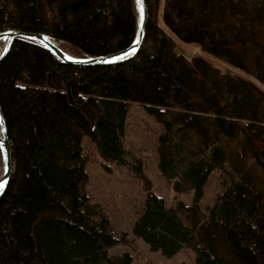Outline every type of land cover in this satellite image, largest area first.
Masks as SVG:
<instances>
[{
	"label": "trees",
	"instance_id": "obj_1",
	"mask_svg": "<svg viewBox=\"0 0 264 264\" xmlns=\"http://www.w3.org/2000/svg\"><path fill=\"white\" fill-rule=\"evenodd\" d=\"M146 2L144 44L125 62L67 63L24 39L0 59L14 163L0 194V264H136L128 252L108 254L129 234L169 257L191 249L194 261L183 264H264V95L175 52L196 46L264 84V0ZM7 28L46 32L76 56L106 54L133 41L136 3L0 0V30ZM135 103L157 120L136 141L150 145L163 185L192 192V203H166L143 160L128 158ZM84 136L104 160L128 169L97 181L96 201ZM215 170L221 190L203 210Z\"/></svg>",
	"mask_w": 264,
	"mask_h": 264
},
{
	"label": "rangeland",
	"instance_id": "obj_2",
	"mask_svg": "<svg viewBox=\"0 0 264 264\" xmlns=\"http://www.w3.org/2000/svg\"><path fill=\"white\" fill-rule=\"evenodd\" d=\"M60 43L63 49L69 52V46L65 47L63 45V42L60 41ZM175 52L183 55L189 61H192L194 58H203L213 66L221 69L222 72L233 74L249 81L260 93L264 95V84L262 82H260L256 78H250V76L242 71L234 70L226 65L224 66L211 59H207L203 56L204 54L201 53L196 46H178L175 48ZM128 116V129L129 131L132 130L127 137V148L130 153L128 158L133 159L134 157H140L143 160L146 165L147 172L153 181L154 191L161 195L165 199L166 203L170 205H175L180 202L192 203V192H176L170 187H165L163 185L165 184L164 181H161L159 173L153 168V165L151 163L150 145L145 141H136L135 133L146 127V124L156 125V118L148 116V114L144 110V107L141 105H134L131 108ZM83 144L87 155L86 166L92 177L89 185V190L90 192H93V187L95 188V191L93 192V194H91V197L96 201L98 200V195L101 194V191L96 189L97 181H99L101 184H105L109 183L111 181V178L125 177L128 169H121L117 166L116 163L104 160L99 154L95 142L89 136L83 137ZM3 171L4 164L2 155L0 153V176L3 174ZM219 173L220 171L215 170L209 178V181L205 188L204 196L199 202L203 210H205L210 204L213 195L221 190V184L217 180V176L219 175ZM108 201H112V194L110 192H108V197H106V201H103L102 204L106 207L107 204H109ZM129 237V242L118 243L109 247L108 254L116 255L128 252L132 255L133 260L136 264H183L184 262L194 261V252L189 248H184L176 255L169 257L164 255L160 250H152L149 244L143 239L133 237L131 234H129Z\"/></svg>",
	"mask_w": 264,
	"mask_h": 264
},
{
	"label": "water",
	"instance_id": "obj_3",
	"mask_svg": "<svg viewBox=\"0 0 264 264\" xmlns=\"http://www.w3.org/2000/svg\"><path fill=\"white\" fill-rule=\"evenodd\" d=\"M135 3L137 12L136 35L133 41L128 46L120 50L95 56L80 57L67 52L63 49V47L57 46L55 44V41L58 39L46 32L7 28L0 30V42H6L4 50L0 52V59L12 50L15 42L18 39H24L49 48L59 59L67 63L93 66L125 62L133 58L141 50L146 38V27L149 20V10L147 2L146 0H135ZM0 125L2 133V137L0 138V152L4 164V171L0 176V185H2V187H0L1 194L8 185L14 167L12 142L1 108Z\"/></svg>",
	"mask_w": 264,
	"mask_h": 264
},
{
	"label": "bare ground",
	"instance_id": "obj_4",
	"mask_svg": "<svg viewBox=\"0 0 264 264\" xmlns=\"http://www.w3.org/2000/svg\"><path fill=\"white\" fill-rule=\"evenodd\" d=\"M55 44H56L57 46L62 47V45H61V43H60V40H56V41H55ZM5 46H6V42H4V43H1V42H0V52H2V51L4 50ZM7 47H8V45H7ZM1 137H2V133H1V125H0V138H1Z\"/></svg>",
	"mask_w": 264,
	"mask_h": 264
},
{
	"label": "snow or ice",
	"instance_id": "obj_5",
	"mask_svg": "<svg viewBox=\"0 0 264 264\" xmlns=\"http://www.w3.org/2000/svg\"><path fill=\"white\" fill-rule=\"evenodd\" d=\"M0 187H2V185H0Z\"/></svg>",
	"mask_w": 264,
	"mask_h": 264
}]
</instances>
